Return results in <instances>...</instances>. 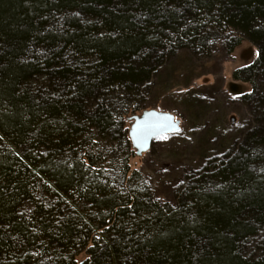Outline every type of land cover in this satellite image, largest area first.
Instances as JSON below:
<instances>
[{
	"label": "trees",
	"instance_id": "obj_1",
	"mask_svg": "<svg viewBox=\"0 0 264 264\" xmlns=\"http://www.w3.org/2000/svg\"><path fill=\"white\" fill-rule=\"evenodd\" d=\"M228 30L258 50L232 73L253 125L161 203L128 169L126 118L163 63ZM261 232L264 0H0V264H264Z\"/></svg>",
	"mask_w": 264,
	"mask_h": 264
},
{
	"label": "rangeland",
	"instance_id": "obj_2",
	"mask_svg": "<svg viewBox=\"0 0 264 264\" xmlns=\"http://www.w3.org/2000/svg\"><path fill=\"white\" fill-rule=\"evenodd\" d=\"M228 31L225 39L212 43L209 55L194 49L179 50L159 67L144 95L146 106L142 110L167 111L180 119L178 132L155 139L148 151L141 156L133 152L127 159L128 169L135 171L152 197L161 203L175 204L177 193L188 185L189 177L206 170L212 160L236 148L253 125L247 107L240 100L251 92V84L235 79L232 73L250 64L258 50L242 39L229 51L228 37L237 35ZM231 82L240 85L241 94L230 90ZM130 125L131 121H125L127 130ZM110 145L103 166L109 170V177L115 179L114 162L124 157L117 155ZM130 149L133 150L131 146ZM30 207L25 204L22 210L28 212ZM257 239H264V232ZM86 256L83 250L76 260L82 261Z\"/></svg>",
	"mask_w": 264,
	"mask_h": 264
},
{
	"label": "water",
	"instance_id": "obj_3",
	"mask_svg": "<svg viewBox=\"0 0 264 264\" xmlns=\"http://www.w3.org/2000/svg\"><path fill=\"white\" fill-rule=\"evenodd\" d=\"M229 88L235 94L242 93L241 87L237 83H229ZM126 121H131L127 137L136 156H141L148 151L155 139L180 130L179 118L170 112L156 109H144L140 114L128 116Z\"/></svg>",
	"mask_w": 264,
	"mask_h": 264
}]
</instances>
